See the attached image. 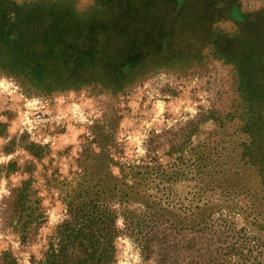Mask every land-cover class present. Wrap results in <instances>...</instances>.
Returning a JSON list of instances; mask_svg holds the SVG:
<instances>
[{"label":"trees","instance_id":"1","mask_svg":"<svg viewBox=\"0 0 264 264\" xmlns=\"http://www.w3.org/2000/svg\"><path fill=\"white\" fill-rule=\"evenodd\" d=\"M226 1L93 0L79 10L76 0H0V71L32 87L113 83L124 89L150 69L202 61L208 45L212 59L227 66L236 95L229 115L235 125L201 145L188 203L176 209L158 195L151 200L136 174H81L64 219L31 264H111L124 235L145 256L157 253L163 260L177 237V264L184 261L181 252L192 254L186 264H264V242L257 251L259 237L253 246L243 232L264 233V14L255 19L258 37L236 28L214 40L205 22L218 20L214 8ZM235 1L227 2L242 19ZM144 193L143 208H132ZM222 209L250 223L236 229L227 219H213ZM0 264L17 262L4 252Z\"/></svg>","mask_w":264,"mask_h":264},{"label":"rangeland","instance_id":"2","mask_svg":"<svg viewBox=\"0 0 264 264\" xmlns=\"http://www.w3.org/2000/svg\"><path fill=\"white\" fill-rule=\"evenodd\" d=\"M92 1L76 0L77 7L85 10ZM227 1L214 8L218 20L205 22L208 33L217 34L214 40L236 28L258 37L255 19L264 14V0H236L234 13L242 19ZM208 48L200 62L150 69L124 89L85 83L47 91L0 71V258L4 252L17 264L41 258L81 174H136L151 200L158 195L176 209L191 200L197 184L188 179L196 173L201 145L235 125L229 119L234 81ZM148 194L132 208L142 209ZM219 218L236 229L250 223L229 209L215 211L213 219ZM243 232L253 246L259 237L261 251L264 233ZM172 241L176 248H167L163 260L157 253L145 256L133 239L121 236L111 264H177V237ZM191 256L181 252L179 261L186 264Z\"/></svg>","mask_w":264,"mask_h":264}]
</instances>
